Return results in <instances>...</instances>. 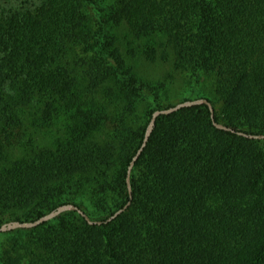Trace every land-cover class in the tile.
Here are the masks:
<instances>
[{"label": "trees", "instance_id": "16d2710c", "mask_svg": "<svg viewBox=\"0 0 264 264\" xmlns=\"http://www.w3.org/2000/svg\"><path fill=\"white\" fill-rule=\"evenodd\" d=\"M122 24L133 38L148 39L145 58H155L149 41L162 36L176 69L196 81L200 73L210 77L213 99L201 98L216 123L234 130L217 129L204 104L157 117L130 172L131 197L126 171L152 113L194 99L165 106L154 99L144 124L127 125L145 80L126 69L111 32ZM20 82L25 96L13 106L30 104L34 91L77 111L54 148L33 149L28 134L27 155L12 159L9 148L23 132L14 110L3 108L1 198L18 207L50 195L59 202L25 221L2 214L0 226L33 222L65 204L102 223L62 212L31 229L43 228L28 241L31 258L15 255L21 247L14 243L1 264H264V140L237 134H264V0H44L35 12L1 14L0 104L4 83ZM106 82L112 90L96 97ZM52 103L43 107L45 121ZM97 116L105 119L103 142L93 134Z\"/></svg>", "mask_w": 264, "mask_h": 264}, {"label": "rangeland", "instance_id": "374dc122", "mask_svg": "<svg viewBox=\"0 0 264 264\" xmlns=\"http://www.w3.org/2000/svg\"><path fill=\"white\" fill-rule=\"evenodd\" d=\"M103 1L106 5L113 4L114 2V0ZM43 2L44 0H0V15L10 12H35ZM111 32L117 39V45L122 52V58L125 62L126 69H132V71L138 76L139 80H145L143 95H138L135 98V112L128 116V120H126L127 125H131L135 128L140 124H144L146 121L145 115L147 110L152 109L155 106L153 103L154 99H156L161 106L174 105L177 101L188 97L191 99L201 98L206 96V94L213 99L211 92L209 91L211 90V78L207 77L204 73H200L199 80L196 81V79L188 74V72L176 69L174 67L172 52L163 47L164 38L162 36H155L149 41V45L154 46L156 49L155 58L150 60L145 58L142 53V45H145L148 39L143 38L137 40L133 38L125 24L113 28ZM163 49H165L166 53L163 52ZM77 72H82V70L78 69ZM82 80L81 77L80 81ZM112 88L113 82L103 83L95 92V96L100 98L105 97ZM25 89L26 86L20 82L14 85L4 83V91L2 90L4 101L0 104V113L4 112V107H6L7 110L9 108L13 109L14 111L12 114L15 119L14 122L23 132V141L19 142V144H14V146L9 148L12 159H22L23 156L27 155L29 151V145L26 143L28 134L35 137L36 143L33 144V149L54 148L61 138L69 136L71 128L70 124L74 120V113L77 111L75 108L70 109L67 107L63 101L52 103L50 97L43 95L40 96V94L34 91H32L33 102L31 101V103L27 105L13 106L19 103L25 96ZM82 90H84L83 87ZM75 94H78L79 100L81 101L82 92L80 89ZM128 97H126V99ZM122 99H124L123 95L121 96V100ZM121 102H125V100H122ZM45 103H52L53 105L51 108L50 121H45L43 119L42 110ZM114 105L115 103L112 100L109 104L110 110L114 109ZM88 110L93 112L91 105L84 106L83 111L86 114L88 113ZM96 118L99 119V125L97 126V131H94L93 134H95V137L98 140L103 142L106 139L103 130L105 119L102 116H97L95 119ZM6 119L7 118L3 117V120L0 121V140L4 136L3 130L8 128L6 126ZM121 142L122 141L119 142V145H121ZM62 196L68 197V195L64 193L59 197ZM84 199L89 200L91 198L88 195H84ZM67 200L72 201L69 199ZM57 202H59L58 197L50 195L47 198H41L39 201L36 200L23 207H18L0 196V215L3 214V216H5L4 220L11 217L10 221H14V218L17 217L19 220L25 221L31 219L35 214L49 211ZM57 224L59 223L53 222L51 225L57 226ZM35 227L16 228L13 229L15 230L13 233H8L7 231L0 232V257L6 250L10 249L12 244L15 243L17 244V248H19V246L21 247V253L18 251L15 255L25 254L24 260L31 258V255L28 256V252L32 245L29 244L28 241H30L32 234L43 230V228L31 230Z\"/></svg>", "mask_w": 264, "mask_h": 264}, {"label": "water", "instance_id": "95a60500", "mask_svg": "<svg viewBox=\"0 0 264 264\" xmlns=\"http://www.w3.org/2000/svg\"><path fill=\"white\" fill-rule=\"evenodd\" d=\"M204 104L208 107L209 111H210V117H211V121L213 123V125L217 128V129H221V130H225V131H231L234 132V130H232L231 128H228L222 124L216 123L214 121V116H213V109L210 105V103L206 100V99H194V100H187L184 101L182 103H179L175 106H172L170 108L167 109H163V110H156L152 113L150 121L146 127L145 133H144V138L143 141L139 147V149L137 150L136 154L132 157V160L130 161L128 167H127V171H126V187H127V191L129 194V197H131V186H130V172L131 169L134 165V162L136 161V159L138 158V156L140 155L141 151L143 150L144 146L146 145V142L148 140V137L154 127L155 124V120L157 117L161 116V115H167L170 114L174 111H177L183 107H190V106H194V105H201ZM238 135H241L243 137L249 138V139H255V140H264V134H247V133H243V132H237ZM130 201H128L123 208L117 210L112 216H110L106 222L113 220L114 218H116L121 212H123L129 205ZM65 211H77L79 214L83 215L84 214L74 205L72 204H65L62 206L57 207L55 210L51 211L48 214H45L43 216H41L40 218H38L37 220L33 221V222H9L6 224H3L2 226H0V232L3 231H9V230H13L16 228H30V227H35L37 225H40L41 223H44L46 221H49L51 219H53L54 217H56L57 215H59L62 212ZM85 220L88 222V224L90 225H100L102 222L101 221H90L86 216H84Z\"/></svg>", "mask_w": 264, "mask_h": 264}]
</instances>
